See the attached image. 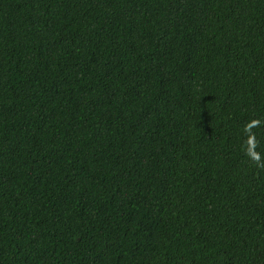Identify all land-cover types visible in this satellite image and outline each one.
Segmentation results:
<instances>
[{
  "label": "trees",
  "instance_id": "16d2710c",
  "mask_svg": "<svg viewBox=\"0 0 264 264\" xmlns=\"http://www.w3.org/2000/svg\"><path fill=\"white\" fill-rule=\"evenodd\" d=\"M0 264H264V0H0Z\"/></svg>",
  "mask_w": 264,
  "mask_h": 264
}]
</instances>
